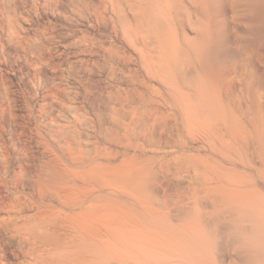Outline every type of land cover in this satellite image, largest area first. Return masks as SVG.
Returning <instances> with one entry per match:
<instances>
[{
    "label": "rangeland",
    "instance_id": "374dc122",
    "mask_svg": "<svg viewBox=\"0 0 264 264\" xmlns=\"http://www.w3.org/2000/svg\"><path fill=\"white\" fill-rule=\"evenodd\" d=\"M116 19L111 0H0V264H149L213 209L211 178L254 177V92L166 79ZM22 215L46 239L30 261L3 223Z\"/></svg>",
    "mask_w": 264,
    "mask_h": 264
},
{
    "label": "bare ground",
    "instance_id": "6f19581e",
    "mask_svg": "<svg viewBox=\"0 0 264 264\" xmlns=\"http://www.w3.org/2000/svg\"><path fill=\"white\" fill-rule=\"evenodd\" d=\"M111 4L124 37L135 47L151 46L150 58L140 48L141 65L160 67L169 80L175 76L192 84L202 79L221 80L225 98L229 99L252 96L254 92V120L250 121L254 125V177L211 178L219 194L213 198V209L207 214L197 211L195 217L192 209L197 208L188 207L184 216L199 219L194 224L195 232L191 231L192 236L184 234L182 240L167 246L156 261L148 263L217 264L216 249L222 238L230 244L219 264H264V0H111ZM224 105L236 111L230 101ZM250 105L253 103L241 101L238 107ZM232 116L240 125L233 113L225 115V120ZM251 182L253 190L248 188ZM251 192L254 196L246 197ZM168 206L165 203L164 208ZM147 210L151 211L150 207ZM22 216L3 218V223L14 237L20 238L30 261L46 239L32 234L31 216ZM87 253L84 259L82 255L75 256L69 264L108 261L97 262L100 260Z\"/></svg>",
    "mask_w": 264,
    "mask_h": 264
}]
</instances>
